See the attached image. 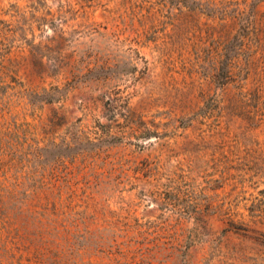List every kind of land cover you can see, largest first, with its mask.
<instances>
[{"label": "rangeland", "instance_id": "obj_1", "mask_svg": "<svg viewBox=\"0 0 264 264\" xmlns=\"http://www.w3.org/2000/svg\"><path fill=\"white\" fill-rule=\"evenodd\" d=\"M200 2L0 0V264H264V0Z\"/></svg>", "mask_w": 264, "mask_h": 264}, {"label": "trees", "instance_id": "obj_2", "mask_svg": "<svg viewBox=\"0 0 264 264\" xmlns=\"http://www.w3.org/2000/svg\"><path fill=\"white\" fill-rule=\"evenodd\" d=\"M184 6L189 9L192 8L193 10H199V12H203V9H204L200 0H190V4L184 5ZM231 11L232 12H243V11H240L239 9L231 10ZM209 12H229V11H226L225 8L223 9L221 8V6L219 7V5H216V6H213V10H209ZM225 56L226 54L224 53L221 54L220 56L221 58L219 60V63H220L219 69L215 74L217 78L221 79L222 83H228L230 80L235 79V72L232 70V65H233L234 60L232 57L226 58ZM46 101L50 102L51 100L46 99Z\"/></svg>", "mask_w": 264, "mask_h": 264}]
</instances>
